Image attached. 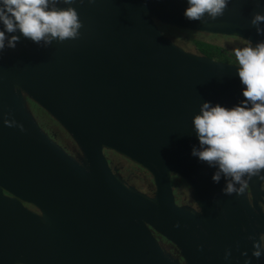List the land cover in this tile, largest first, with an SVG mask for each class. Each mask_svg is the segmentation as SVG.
Listing matches in <instances>:
<instances>
[{
	"label": "water",
	"instance_id": "1",
	"mask_svg": "<svg viewBox=\"0 0 264 264\" xmlns=\"http://www.w3.org/2000/svg\"><path fill=\"white\" fill-rule=\"evenodd\" d=\"M72 6L78 38L47 47L21 38L0 53V264H244L241 252L264 264V253L251 257L264 234V179L224 195L223 178L213 183L214 169L189 155L199 103L231 107L240 99L236 65L182 50L159 28L255 44L264 34L249 19L264 12V0H228L221 16L202 22L182 16L184 0ZM27 99L81 156L42 129ZM104 150L146 171L152 195L126 184ZM173 176L198 212L176 203Z\"/></svg>",
	"mask_w": 264,
	"mask_h": 264
},
{
	"label": "clouds",
	"instance_id": "2",
	"mask_svg": "<svg viewBox=\"0 0 264 264\" xmlns=\"http://www.w3.org/2000/svg\"><path fill=\"white\" fill-rule=\"evenodd\" d=\"M74 3L76 0H0V53L14 49L21 38L40 47L78 38L82 25ZM184 3L182 16L202 22L204 17L214 20L221 16L228 0ZM249 24L257 35L264 34V12H254ZM233 56L240 84L238 102L225 107L202 101L190 118L196 143L189 155L214 169L210 177L213 183L223 178L224 195L241 194L253 176L264 179V40L255 44L248 41L233 49ZM262 253L264 244L253 241L251 257L259 259ZM241 255L244 264H250L247 254ZM228 256L226 249L224 259Z\"/></svg>",
	"mask_w": 264,
	"mask_h": 264
},
{
	"label": "flooded vegetation",
	"instance_id": "3",
	"mask_svg": "<svg viewBox=\"0 0 264 264\" xmlns=\"http://www.w3.org/2000/svg\"><path fill=\"white\" fill-rule=\"evenodd\" d=\"M160 30L162 31V33L164 34V36H166L173 44H175L176 46H178L179 48H181L182 50H185L189 53H193V54H199L197 52H193L190 51L188 49H186L185 46H183L182 44H180L178 42V40L181 38V36L176 32V30H182V29H178V28H173V27H169V26H165V25H159ZM190 31V30H188ZM192 32L194 35H204L202 32H196V31H190ZM206 34V33H205ZM208 35H212V34H208ZM212 36H214L215 38L219 35H215L213 34ZM220 37H231L235 40H239L242 41V43L244 45H246L247 41L239 38V37H235V36H225L222 35ZM246 42V43H245ZM225 49V48H224ZM227 50V49H226ZM228 52V56L230 58V62H226V63H231V64H235V58L233 56V52L227 50ZM201 55V54H199ZM58 126V125H56ZM55 127V130H51V133L46 132L53 140H55L58 144H60L62 147H64L66 150H68L69 152L73 153L74 155H76L77 157L81 156V154L79 153V150L77 148V146L75 145V143L71 140V138L67 135H64L61 132V129L58 128L59 130H57V128ZM60 127V126H58ZM62 128V127H61ZM66 133V132H65ZM104 154L106 155V158L108 160V162L110 164H112L116 169H117V173L119 174L118 176H120L122 178V180L126 183V184H131V175L133 174V170L132 172H128V170L130 169H141L140 167H138L137 165H135L134 163H132L131 161L125 159L124 157L116 154L113 151H109V150H104ZM132 166V167H131ZM136 167V168H135ZM126 170V171H124ZM144 171V170H143ZM174 180V184L172 185L173 187V192L174 191H182V195H176V203L178 201L177 204H180L184 207H190L192 209H194L196 212H198V209L196 208V204L193 200V197L191 196V190L188 188V186L184 183L185 187H183L181 185L182 180L178 177L173 176L172 177ZM172 181V180H171ZM134 186V185H132ZM135 187V186H134ZM262 189L264 190V183H262L261 185ZM148 189H153V185L150 184ZM184 192L188 193V197L190 195V197L188 198ZM151 194H148V196H151ZM180 196V197H179ZM31 209H34L33 207L29 206ZM262 208L264 210V206L262 205ZM160 245L165 249V251L172 255L173 257H177L178 256V251L177 249L168 241H166L163 237L156 235ZM261 244H264V234L261 235Z\"/></svg>",
	"mask_w": 264,
	"mask_h": 264
},
{
	"label": "rangeland",
	"instance_id": "4",
	"mask_svg": "<svg viewBox=\"0 0 264 264\" xmlns=\"http://www.w3.org/2000/svg\"><path fill=\"white\" fill-rule=\"evenodd\" d=\"M176 32L181 36V38L178 40V42L180 44H182L183 46H185L186 49L193 51V52H197L194 43L200 44L198 41L217 43L219 45H222L223 48H225L229 51H232V52H233V49H235V48L245 46L242 43V41L235 40L231 37H220L222 35H219L215 38L214 36H212L213 34L208 35V34L203 33L204 35H199V34L194 35L192 32H190L188 30H183V29L182 30H176ZM58 126H60V125H58ZM132 170H133V174L131 175V180H130L131 184L134 185L138 191L143 192L147 195L151 194L153 189H150V190L148 189L149 185L152 184V180H151L149 174H146L145 172H143L142 169H131V170L129 169L128 172H132ZM124 171H126V170H124ZM171 180H172L171 184L173 185L174 184L173 178H171ZM181 185L183 187H185V185H183V184H181ZM177 194L181 196L182 191L181 192L174 191L175 198H176ZM184 194L188 197L187 192H184ZM189 197H190V195H189ZM177 203H178V201H177Z\"/></svg>",
	"mask_w": 264,
	"mask_h": 264
},
{
	"label": "trees",
	"instance_id": "5",
	"mask_svg": "<svg viewBox=\"0 0 264 264\" xmlns=\"http://www.w3.org/2000/svg\"><path fill=\"white\" fill-rule=\"evenodd\" d=\"M198 42L200 44L194 43L197 53L204 55L206 57H209V58L223 61V62L231 61L228 56L227 50L224 49L222 45H219L217 43L204 42V41H198ZM27 103H28V107L30 108L32 114L34 115L37 122L39 123V125L42 127L44 131L51 133V130H55L54 126H56L57 124L42 108L32 103L28 99H27ZM56 128L57 130H59L58 128H60L61 132L64 135H67V133H65V131L61 127L56 126ZM143 172L148 174L146 171H143ZM181 184L184 185V182L182 181Z\"/></svg>",
	"mask_w": 264,
	"mask_h": 264
}]
</instances>
